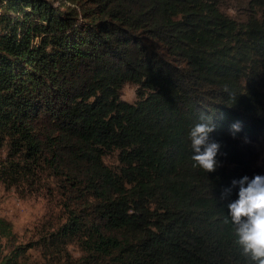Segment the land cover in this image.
<instances>
[{
	"label": "trees",
	"instance_id": "16d2710c",
	"mask_svg": "<svg viewBox=\"0 0 264 264\" xmlns=\"http://www.w3.org/2000/svg\"><path fill=\"white\" fill-rule=\"evenodd\" d=\"M244 1L0 0V184L59 211L26 243L0 216V264H248L225 223L232 181L264 176V0Z\"/></svg>",
	"mask_w": 264,
	"mask_h": 264
},
{
	"label": "clouds",
	"instance_id": "9594fccd",
	"mask_svg": "<svg viewBox=\"0 0 264 264\" xmlns=\"http://www.w3.org/2000/svg\"><path fill=\"white\" fill-rule=\"evenodd\" d=\"M228 14L235 16L236 10L229 8ZM240 123L231 126L233 134L240 130ZM217 125L213 117L202 113L200 120L189 132L194 161L206 173L215 172L218 167L217 154L220 144L210 138ZM239 187L237 198L227 204L225 223L234 227L235 243L248 264H264V176L255 175L251 180L244 176L233 180L232 187ZM231 194V188L221 193V199Z\"/></svg>",
	"mask_w": 264,
	"mask_h": 264
},
{
	"label": "rangeland",
	"instance_id": "374dc122",
	"mask_svg": "<svg viewBox=\"0 0 264 264\" xmlns=\"http://www.w3.org/2000/svg\"><path fill=\"white\" fill-rule=\"evenodd\" d=\"M244 5V0H224L221 10L228 16H231L227 10L234 8L237 14L231 17H240L244 13ZM121 99L128 103L135 102L136 87L131 84L124 85L121 91ZM254 147L257 157L256 162L264 170V149L259 146ZM107 162L110 164L112 160H107ZM51 189L57 190V187L55 186ZM53 206H55L56 210ZM58 213L59 211L55 202L49 201L48 197L44 198L38 194L23 197L20 195V192L14 189L7 190L0 184V216L11 222L19 243H26L35 238L37 229L42 222H49ZM70 249L74 252L76 251L75 247H71ZM28 257L31 264H39L41 261L38 251L32 250L28 252Z\"/></svg>",
	"mask_w": 264,
	"mask_h": 264
}]
</instances>
